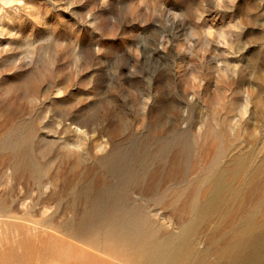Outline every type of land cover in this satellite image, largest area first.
<instances>
[{
  "label": "rangeland",
  "instance_id": "rangeland-1",
  "mask_svg": "<svg viewBox=\"0 0 264 264\" xmlns=\"http://www.w3.org/2000/svg\"><path fill=\"white\" fill-rule=\"evenodd\" d=\"M0 264H264V0H0Z\"/></svg>",
  "mask_w": 264,
  "mask_h": 264
},
{
  "label": "bare ground",
  "instance_id": "bare-ground-1",
  "mask_svg": "<svg viewBox=\"0 0 264 264\" xmlns=\"http://www.w3.org/2000/svg\"><path fill=\"white\" fill-rule=\"evenodd\" d=\"M248 227H249V226H248ZM251 227H252V226H250L249 228H251ZM249 228H248V229H249ZM252 229H253V228H252ZM242 231H243V230H242ZM247 232H249V231L247 230ZM243 233H244V232H243ZM243 233H242V234H243ZM252 233H253V231H252ZM239 235H240V234H239ZM251 235H252V234H251ZM234 236H236V235H234ZM237 236H238V235H237ZM242 236H243V235H242ZM240 237H241V236H240ZM240 237H239V238H240ZM243 237H244V236H243ZM249 237H250V236H249ZM254 237H256V236H254ZM247 238H248V237H247ZM230 239H232V238H230ZM237 239H238V238H237ZM232 241H233V239H232ZM232 241H231V242H232ZM234 241H235V240H234ZM231 242H230V243H231ZM244 242H245V241L243 240L241 243L243 244ZM245 244H246V242H245ZM232 245H233V244H232ZM236 245H237V244H235L234 246H236ZM248 245H249V243H248ZM241 246H242V245H241ZM244 246H246V245H244ZM249 246H250V245H249ZM251 246H253V245H251ZM254 246H255V245H254ZM230 248H231V247H230ZM233 248H234V247H233ZM233 248H231V249H233ZM236 248H237V247H236ZM236 248H235V249H236ZM250 248H251V247H250ZM227 251H228V250H227ZM232 251H233V250H232ZM232 251H231V252H232ZM238 251H240V250H238ZM250 252H251V251H250ZM250 252H249V253H250ZM242 253H243V252H242ZM224 254H225V253H224ZM238 254H239V253H238ZM245 254H246V253H245ZM245 254H243V255H245ZM232 255H234V253H233ZM236 256H237V254L234 255L233 257H236ZM229 257H230V256H229ZM231 257H232V256H231ZM238 257H239V256H238ZM236 258H237V257H236ZM237 259H238V258H237ZM237 259H236V260H237ZM232 260H233V258H232ZM237 263H238V262H237Z\"/></svg>",
  "mask_w": 264,
  "mask_h": 264
}]
</instances>
